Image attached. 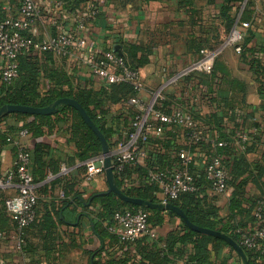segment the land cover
<instances>
[{
	"label": "crops",
	"instance_id": "crops-1",
	"mask_svg": "<svg viewBox=\"0 0 264 264\" xmlns=\"http://www.w3.org/2000/svg\"><path fill=\"white\" fill-rule=\"evenodd\" d=\"M40 15L34 20L25 33L34 38H46L60 31H71L77 28L78 22L86 24L89 36L95 40L100 51L115 50L135 57L147 59L139 68L146 89L143 96L148 97L151 90L162 86L166 80L181 68L191 64L198 57L197 48L190 47L192 37L206 38L209 43L215 40L222 42L229 32L236 27L244 32L247 42L239 52L232 47H225L216 59L211 73L193 72L182 78L176 85H165L164 98L158 102L163 112L171 108L191 111L199 118L203 142L191 147L181 139H177L175 130L168 128L161 137L152 138L146 144V156L137 163L126 167L122 176L123 185L137 186L145 180L150 171L170 174L180 167L178 152L185 150L190 156L188 166L195 173L203 172L211 155L215 154L219 141L218 136L230 137L233 154L244 157L248 167L239 178H243L256 163L264 164V0H244L233 9L235 21L229 31H225L218 18L221 0L207 3L206 0H194L201 8L197 25H191V16L182 8H178L175 0H35ZM20 0H0V13L3 16L18 14ZM96 5L98 12L92 20L87 19L90 5ZM250 11L246 20H240L243 9ZM247 22V27L241 23ZM193 34V36H192ZM213 36H216L215 39ZM243 42V41H242ZM22 56H39V91L43 92L51 81L46 78L50 70L66 72L73 75L81 86L99 89L104 86L101 80L93 76L89 67L79 54L65 59L51 54L44 59L39 51L21 52ZM131 60V57L129 58ZM2 61L0 59V70ZM0 79V84H1ZM108 112L104 115L106 127H111L115 142L124 140L129 129L134 107L127 99L109 103ZM4 116V115H3ZM2 117V116H1ZM0 117V118H1ZM9 122L12 119H8ZM22 123L19 122L18 126ZM7 127L5 120H0V131ZM238 134L246 136V142L235 139ZM49 145V155L61 157L71 156L74 145L67 135L60 131L51 136L41 138ZM34 139L27 135L23 142L31 150ZM14 145L0 140V174L13 165L15 159ZM223 152L222 149H220ZM231 156L228 150L223 153ZM101 167V162H96ZM69 177L74 183V190L87 200L93 193L103 192L107 183L103 169L100 172L88 173L82 162L73 158L63 163L60 173ZM56 175L48 174L43 187L39 191L38 218L41 221L26 228L25 248L15 247L13 228L5 227L0 222V264H107L113 260H122L136 251L134 243L124 244L110 237H100L94 230L98 204L81 203L70 199L59 209L62 199V183L52 184ZM264 181V176L261 177ZM69 183V184H70ZM208 201L218 208L219 215H226V203L215 195L207 185L200 182ZM247 189L251 194H259V190L249 182ZM231 188V186H230ZM232 189V188H231ZM12 191L2 190L3 199ZM159 199V192H154ZM163 211L161 225L150 226L156 237L163 241L167 233L179 220L171 218ZM0 214V218H1ZM49 217L47 221L45 217ZM253 220L248 223L251 228ZM211 245H209V249ZM226 252L222 247L219 256L212 254V259ZM235 252V251H234ZM229 264H241L235 253L230 254ZM178 260L176 264H182Z\"/></svg>",
	"mask_w": 264,
	"mask_h": 264
},
{
	"label": "trees",
	"instance_id": "trees-1",
	"mask_svg": "<svg viewBox=\"0 0 264 264\" xmlns=\"http://www.w3.org/2000/svg\"><path fill=\"white\" fill-rule=\"evenodd\" d=\"M175 1L178 8L184 9L191 16L189 21L190 24L197 25L201 8L194 4V0ZM206 1L207 3H213L215 0ZM243 1L244 0H221L218 18L222 21L225 31H229L235 21L233 9ZM249 16L250 11L244 8L240 20H246ZM5 17L6 16H3V14L0 13V22ZM213 37L215 39L217 38L216 36ZM209 41L210 40L206 38L192 37L190 47L197 48L198 52L202 48H215L221 43L220 40H215L213 44L209 43ZM242 41L241 47L244 48L247 38H243ZM29 50L38 51L32 48L23 51L27 52ZM39 52L42 53L44 59H49L51 58V54L53 55V52L51 51ZM20 53L17 56V75L13 82L8 84L2 81L0 84V105L10 103L43 107L49 105L58 98H73L86 110L96 127L106 138L109 148L111 149V138L114 135V131L111 127H106L104 123V115L109 110L107 105L109 103H116L122 99H128L133 94L131 85L128 83H103V85H105L99 89L87 88L81 86L78 80L71 74H67L66 72L61 73L58 72V70H50L48 74L46 73V78L51 81V84H48L43 92H40L39 72L43 71V69L40 67L39 56L26 57L22 56ZM220 54L214 59V62ZM120 55L134 68H139L147 61L144 57L137 59L135 57V52L131 53V51L129 52V55L122 52ZM66 57L70 56H62L59 58L65 59ZM130 57L131 60H129ZM135 112L136 110L134 109L131 118L134 116ZM187 112L192 115L195 130L201 135L200 141L193 144L190 140L183 139L181 128L179 126L174 125L171 128L175 130L177 139L183 140L191 147H197L203 142L204 132L200 130L201 127L199 125L198 116H195L191 111ZM9 118L12 119L11 122L8 121ZM0 120H5L7 125L5 130L0 131V140L3 143L13 144L16 133L21 128L26 129L28 132L27 135L35 140L32 149L29 150V170L33 182L37 184V197L39 191L43 187H46L44 181L48 174L56 175L52 184L62 183L60 187L63 191L62 199L58 202V204H60L59 209L68 203L69 200L65 197L70 195L68 193L69 191H71L70 199L74 198L81 203L90 202L91 204L96 203L99 205L96 212L94 230L100 237H110L120 241L115 234L109 231V226L113 224L114 212L121 209L135 210L140 208L147 213L148 223L151 226L161 225L163 221V211L160 209L136 206L124 202L114 193L106 191L93 193L87 200H83L80 196L81 193L74 190V183H70L72 180H70L67 175L59 174L63 163H69L73 158L77 159L79 162H83L92 156L101 154V145L98 138L83 121L78 111L73 107L60 105L56 112L50 114L9 113L2 116ZM19 122L22 123L21 126H18ZM60 131H63L67 135L68 140L74 145L73 154L67 156V158L58 156L57 154L49 155V145L41 139L43 136H51ZM239 135L240 134L236 135L235 139L241 141ZM218 138L219 141L222 140L225 145L218 147L219 149L215 154H219L222 157V163L228 175V184L232 188L231 195L226 203V215L220 216L218 208L215 207L211 201H208L207 197L202 194L204 186L202 187L200 182L209 187V181L206 178L205 170L204 173H195V171L188 165L187 168L193 174L199 189L196 192L181 194L177 199L171 200L170 202L179 207L195 225L211 230H217L231 236L244 249L248 264H264V262H259L257 260L256 255L252 251L248 250L240 243L239 234L236 232L237 228L249 230L248 223H251L253 220L255 221L253 210L257 203L264 198V181L261 180V177L264 176V164L256 163L251 171H248V174L245 177L239 178L247 171L248 167L244 157L233 154L230 142H228L231 140L229 136L222 133ZM246 141L247 140L244 142ZM220 149H222L223 152H221ZM226 150H228V153L232 154L230 157L223 154ZM14 151L16 155V146L14 147ZM126 167L124 168V171ZM123 174L120 176L114 174L116 184L122 192L148 201H160V199L154 195V192L158 191V186L148 179V174H146L145 180L140 182L137 186L123 185ZM249 182L259 190V194L256 195L250 193L246 187ZM1 191L2 190H0V192ZM2 196L3 195L0 194V214L2 215L0 222L3 226L14 229L15 238L19 237L23 240L24 244L21 247L22 250L26 245V228L41 221L40 218H38L39 200H37L35 205V218L29 224L22 227L20 230H17L16 224L10 219L5 210L4 199ZM165 212H167L171 218L179 220L180 223L167 233L163 241L159 240L157 237L150 238L148 235L138 237L131 242L120 241L126 245L134 243L136 251L133 255L129 254L128 257L122 260H113L112 263L107 264H176L178 260H181L183 262L182 264H229L227 260L230 258V254L235 252L224 240L209 234L194 231L188 228L182 222L181 218L174 212ZM45 219L47 221L50 220L47 216ZM209 245H211L210 249ZM222 247H225L226 252H224L221 257H218V261H214L212 259V254L217 253L219 256Z\"/></svg>",
	"mask_w": 264,
	"mask_h": 264
},
{
	"label": "built area",
	"instance_id": "built-area-1",
	"mask_svg": "<svg viewBox=\"0 0 264 264\" xmlns=\"http://www.w3.org/2000/svg\"><path fill=\"white\" fill-rule=\"evenodd\" d=\"M98 12L96 5H90L87 19L92 20ZM40 15L35 0H20L18 14L6 16L0 22V59L2 61L0 79L5 83H12L17 75V56L25 49L32 48L38 51H51L58 57L79 54L83 62L89 67L90 73L105 84L128 83L133 94L127 99L136 112L131 118L127 136L124 140L115 142L111 150L113 173L118 176L123 174L127 165L135 164L140 158L146 156V144L152 138L161 137L164 132L174 125L181 128L183 139L196 144L201 135L195 130L192 115L178 108H171L163 112L158 107V102L164 98L165 85H176L183 77L201 72L209 74L213 68L214 59L225 47H232L234 51L241 50L244 32L234 27L225 39L215 48H202L195 61L181 68L170 76L166 82L151 90L148 97H144L146 86L142 71L134 68L118 53L113 50L100 51L95 40L89 36L86 24L78 22L77 28L71 31H60L46 38H34L26 30ZM247 27V22L241 23ZM28 134L21 128L17 131L13 144L16 146V155L13 165L0 174V190H10L12 193L4 198L5 210L10 219L16 224V229L29 224L35 218V205L38 200L36 195L37 184L33 182L29 170L30 154L22 139ZM241 141L246 140L240 134ZM218 142L217 145H224ZM180 167L170 174L150 171L148 179L158 186L161 202H170L181 194L196 192L199 187L187 165L190 156L185 150L178 152ZM102 155L92 156L82 162L88 173L100 172L101 167L96 162H101ZM206 178L209 189L222 201H227L231 195L228 184V175L219 154H213L205 166ZM255 224L249 230L237 228L240 243L252 251L259 262H264V198L260 200L253 210ZM109 231L115 234L120 241L131 242L138 237L148 235L156 237L150 228L147 213L138 208L135 210L121 209L113 214V224ZM23 240L15 238V247L21 250Z\"/></svg>",
	"mask_w": 264,
	"mask_h": 264
},
{
	"label": "water",
	"instance_id": "water-1",
	"mask_svg": "<svg viewBox=\"0 0 264 264\" xmlns=\"http://www.w3.org/2000/svg\"><path fill=\"white\" fill-rule=\"evenodd\" d=\"M115 51V50H114ZM118 54L121 52L116 51ZM60 105H68L73 107L78 111L80 116L82 117L83 121L86 123V125L91 129V131L96 135L98 138L100 145H101V166L105 174V179L107 183V189L106 192H112L114 193L120 200L136 205V206H142L150 209H160V210H166V211H172L175 214H177L182 222L190 229L209 234L215 237H218L222 240H224L228 245H230L233 250L236 252L238 257L240 258L241 264H248V259L246 256V253L242 246L234 240L231 236H229L226 233L217 231V230H211L208 228H203L200 226L195 225L192 223L188 217L185 215V213L176 205H174L172 202H161V201H148L144 200L139 197L128 195L120 190V188L117 186L113 169H112V161H111V149L109 148V145L106 141V138L102 134V132L96 127L90 116L87 114L86 110L73 98L69 97H62L54 100L52 103H50L47 106L43 107H34V106H28L23 104H10L5 103L0 105V117L9 113H26V114H50L53 112H56L58 110V107Z\"/></svg>",
	"mask_w": 264,
	"mask_h": 264
}]
</instances>
